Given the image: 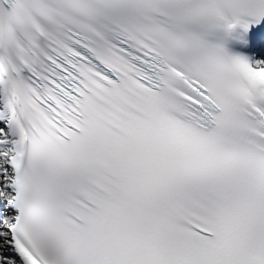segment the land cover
I'll use <instances>...</instances> for the list:
<instances>
[{
	"label": "snow or ice",
	"instance_id": "obj_1",
	"mask_svg": "<svg viewBox=\"0 0 264 264\" xmlns=\"http://www.w3.org/2000/svg\"><path fill=\"white\" fill-rule=\"evenodd\" d=\"M0 264H264V0H0Z\"/></svg>",
	"mask_w": 264,
	"mask_h": 264
}]
</instances>
